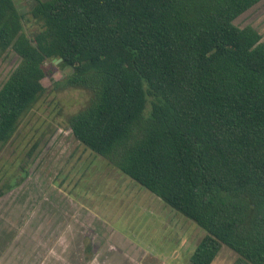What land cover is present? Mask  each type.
Segmentation results:
<instances>
[{
    "label": "trees",
    "instance_id": "16d2710c",
    "mask_svg": "<svg viewBox=\"0 0 264 264\" xmlns=\"http://www.w3.org/2000/svg\"><path fill=\"white\" fill-rule=\"evenodd\" d=\"M259 0H34L30 37L0 0V145L41 95L46 62L82 88L76 140L192 220L190 264L224 245L232 264H264V41L236 18ZM2 191H0V194Z\"/></svg>",
    "mask_w": 264,
    "mask_h": 264
},
{
    "label": "rangeland",
    "instance_id": "374dc122",
    "mask_svg": "<svg viewBox=\"0 0 264 264\" xmlns=\"http://www.w3.org/2000/svg\"><path fill=\"white\" fill-rule=\"evenodd\" d=\"M14 3L30 37L34 0ZM261 19L252 21L264 41ZM18 59L0 56V87ZM45 66L41 95L0 145V264H190L203 229L76 140L68 117L89 92L56 87L71 68ZM235 258L223 245L211 264Z\"/></svg>",
    "mask_w": 264,
    "mask_h": 264
},
{
    "label": "flooded vegetation",
    "instance_id": "af4514ba",
    "mask_svg": "<svg viewBox=\"0 0 264 264\" xmlns=\"http://www.w3.org/2000/svg\"><path fill=\"white\" fill-rule=\"evenodd\" d=\"M249 12H251V13H250V15L246 19L248 21H250V22L245 23L243 26H247L248 25V26H251L252 28L256 29L257 28L256 25H258V24H254V21H252V20L256 19V21H257L258 19H261L262 18L261 20L264 21V0H259L256 4H254L248 10H246L244 13H242L241 15H239L236 18L235 21L237 22L242 17H244L245 15H247ZM257 32L259 33V35L262 38L263 34H261V32L258 31V30H257ZM22 171H25V170L23 169ZM25 172H26L27 175L29 174V170H27ZM18 179H22V181L21 182H17L16 181V184H17L16 186L17 187L20 186L23 183L24 178H20L19 177ZM9 189H11V188H8L7 190L9 191ZM3 195H4V192H2L0 194V197L3 196Z\"/></svg>",
    "mask_w": 264,
    "mask_h": 264
},
{
    "label": "water",
    "instance_id": "95a60500",
    "mask_svg": "<svg viewBox=\"0 0 264 264\" xmlns=\"http://www.w3.org/2000/svg\"><path fill=\"white\" fill-rule=\"evenodd\" d=\"M60 60H61L60 58H58V59H53V62H54V63H58Z\"/></svg>",
    "mask_w": 264,
    "mask_h": 264
}]
</instances>
